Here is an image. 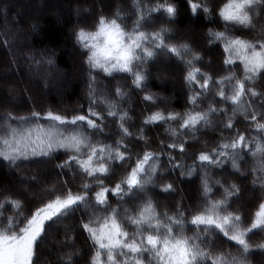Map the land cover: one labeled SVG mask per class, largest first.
Segmentation results:
<instances>
[{
	"label": "snow or ice",
	"instance_id": "1",
	"mask_svg": "<svg viewBox=\"0 0 264 264\" xmlns=\"http://www.w3.org/2000/svg\"><path fill=\"white\" fill-rule=\"evenodd\" d=\"M186 3L192 15L202 11L207 19L214 11L217 13L226 27L224 31L209 28L208 43L220 42L223 65L236 67L238 61L242 75L227 71L225 75L214 76L202 71L196 66L202 57L188 42H168L172 29L161 25L147 30L145 25L151 22L154 13L163 11L167 19L176 17L177 5L167 0H157L155 4L132 0L131 15L135 19L130 27L129 17L119 9L111 15L101 10L92 25L76 27L75 40L88 68L87 109L81 105L72 115L66 114L67 110L61 113L51 108L44 112L33 109L22 116L6 112L0 117V158L16 166L64 150L67 158L56 167L62 170V175L67 169L73 178L76 173L72 170L78 169L82 183L75 191L69 180H63L60 186L47 187L49 198L29 213L18 211L6 217L0 211V264H37V248L49 228L81 209L84 215L79 228L91 241L88 264H251L250 250L264 249V241L252 244L248 239L254 230L264 234V198L260 199L250 223L245 224L242 209L232 207V202L240 199L242 186L213 179L206 170L230 163L233 174L245 177L251 174L253 187L264 193V91L249 86L258 78L264 79V24L257 23L264 21V0H226L218 8L211 7L209 0H186ZM228 25L256 34L251 38L232 35ZM160 53L174 56L185 65L183 79L189 88V107L183 112L158 109L144 116L135 134V142L143 145V151L134 152L130 143L125 142L133 140V132L126 126L132 117L123 106L129 93L119 85L105 92L94 72L103 73L106 78L116 73L127 74L134 89L144 91L149 79L145 65ZM26 58L35 60V53L26 54ZM36 62L54 64L51 56L44 53ZM209 97L207 107H203L202 102ZM142 100L153 104L156 94L145 92ZM226 105L231 107V113ZM238 116L249 126L243 131L236 127L240 123ZM41 120L46 123H40ZM109 120L114 122V129ZM171 123L176 127L165 131L172 142L165 144L161 140L159 151L149 150L151 141L145 135L146 127ZM217 127L220 139L215 146L209 147L205 142L203 147L207 150L188 151L186 146L197 132ZM249 131L258 135L249 137L246 135ZM224 132L231 135L225 137ZM113 135L116 136L113 143L94 139ZM173 152L180 156L194 155L195 159L186 165ZM165 155L167 169L161 164ZM246 157L253 161L247 174L241 171ZM117 168L124 169V174L113 181ZM198 168L203 170L200 203L194 207L177 203L171 212L167 208L158 211L149 193L157 188L164 193L175 191L174 179L160 183L158 180L177 169L180 177H192ZM93 188L97 190L93 192ZM217 192L221 195L214 198ZM0 195H3L0 209L6 205L16 210L23 207L22 201L13 198L6 188H0ZM109 196L116 199L118 206L109 202ZM126 203L132 206L127 207ZM126 225L133 231H128ZM189 228L195 229L191 235L187 234ZM217 238L235 242V250L214 251ZM71 240L73 237L65 234L64 242ZM73 255L71 251L62 254L61 264H75Z\"/></svg>",
	"mask_w": 264,
	"mask_h": 264
},
{
	"label": "trees",
	"instance_id": "2",
	"mask_svg": "<svg viewBox=\"0 0 264 264\" xmlns=\"http://www.w3.org/2000/svg\"><path fill=\"white\" fill-rule=\"evenodd\" d=\"M49 1L50 0H0V117H3L6 112H12L15 116H22L29 114L33 109L44 112L49 108L61 113H65V110H67L66 114L72 115L76 114L74 110L81 105H83L86 110L88 107L86 96L88 91V68L84 62L81 64V59L84 60V55L82 54L80 46L76 43L74 29L78 26L89 27L92 25L101 10H103L104 14L111 15L119 9L122 15L129 17L127 20L129 27L131 26V21L135 19V16L131 15L132 0H116V2L115 0H110L109 3H106L105 0H65L66 3H63L67 7L64 5V10L59 7L62 0H53L48 7ZM114 2L118 3L113 5L115 4ZM146 2L155 4L157 0H146ZM161 2H164V0H161ZM167 2L177 5L178 14L176 17L174 19H167L163 11L154 13L152 14L151 22L145 25L147 30H155L161 25L172 29V35L168 37V42H188L193 50L199 52L202 57V61L196 65L200 67L202 71L208 72L214 76L225 75L227 71H236L238 76L242 75V68L239 66L238 61L236 67L226 68L223 65L224 53L220 42L208 43L207 30L209 28L217 31H224L226 27L224 22L218 18L215 11L206 19L202 11H198L197 15H192L186 0H167ZM223 2H226V0H209L210 6L213 8H218ZM34 5H37V8ZM85 12H91V17ZM257 23L259 26L260 24H264V21H259ZM33 25H35V27H33ZM189 27H191L192 30H188ZM227 30L229 34L242 35L245 38H251L256 34L251 31H237L236 27L232 25H228ZM187 33L191 34L193 39L184 37ZM10 39L15 40L13 48L10 47ZM5 40L8 41L6 46L9 49L10 56H8V52L3 46ZM205 50L209 52V55L206 54ZM28 53H35V60L27 59L26 54ZM41 53L51 56L53 59L57 70L55 69L56 71L51 77L53 81H59L54 88L50 87L46 91L42 89L40 82L36 79L39 78L38 74L34 75V73H29L25 70L28 62L36 63V61L41 60ZM165 60L179 67V69L171 74L178 80L180 86L177 88L176 92H174L169 85L163 87L157 78L158 69L154 66L158 64V62ZM40 63L43 64L44 62ZM162 65L165 67L164 63H162ZM145 67L149 69V79L144 91L135 90L131 85L132 78L127 74L116 73L113 74L111 78H106L103 73L97 74L94 72V74L97 75L99 86L102 87L105 92H111L119 85L129 93L126 100L123 101V106L129 109V114L132 117V120L129 121L126 126L133 132V140L132 142H125L130 143L134 152L143 151V145L135 142V134L142 126L141 122L144 116L158 109L183 112L189 107L187 103L189 88L183 79L185 65L182 62L174 56L160 53L153 62L148 63ZM169 68L172 69L173 66L171 65ZM42 70L45 74V84H47L49 78H47L46 74L50 72V68L48 67L46 70L42 66ZM39 75H41V73ZM17 78L21 80L20 83ZM8 86L15 87L19 91L24 90L29 97H27V99H16L15 97L12 99L8 98V89L6 88ZM249 86L256 88L258 91H264V79L258 78L257 82ZM145 92L156 94V102L149 104L143 101L142 97ZM171 93L173 94L174 101L168 102L164 100V96ZM209 100H211V97L203 101L202 106L207 107ZM59 104H61L64 109L55 106ZM226 106L229 108V113H231V107L228 105ZM145 109L147 111H144ZM213 119L219 120V117H213ZM237 119L240 123H238L236 127L241 131L249 127L244 123L243 117L238 116ZM0 123H2V121H0ZM40 123L46 122L41 120ZM108 123L113 129L115 128L114 122L109 120ZM168 127H176V125L171 123L146 127L145 135L151 141L149 150L159 151V141L161 140L165 141V144L172 142L170 134L165 131ZM230 135L231 133L224 132L225 137ZM246 135L253 137L258 135V133L249 131ZM94 139H103L106 143H113L116 136L94 137ZM219 139V127L215 129H201V131L196 133L194 139H190V143L186 147L189 152L198 153L201 150H207L203 147L205 142H208L209 147H211L215 146V143ZM164 151L167 152V149L165 148ZM172 155L176 156L178 160H182L186 165L192 164L195 159L194 155L180 156L178 152H173ZM66 158L67 154L64 150H57L51 157H35L29 161L19 162L16 166H11L0 158V164L7 170H15L24 174L31 173V175L34 173L36 176L40 177L41 180L37 190H34L35 188L32 189L34 195L41 194V196L35 202L33 201L34 203L30 202L28 205L24 197L12 195L13 192H15V194L21 192L17 190H19L18 188H20L23 183L15 179L13 180L6 170L1 169L0 188H6L13 198L20 199L23 204V207L19 210L6 205L3 209H0V211L4 213V216L15 215L18 211L29 213L30 209L39 206L43 200L49 198L44 187H50L52 185L60 186L63 180H69L70 186L75 191L76 186L80 185L83 179L79 174V170L75 168L72 170L76 173L73 178L72 173L67 169L63 170L64 174L62 175V170L56 167L57 164ZM39 163L40 167L36 168L35 165H39ZM161 164L163 169H167L168 161L166 155L162 157ZM252 164L253 161L251 157H246L245 161L241 163V171L247 174ZM206 170L213 179H221L224 183L234 182L242 186L243 191L240 199L238 202L233 201L232 207L241 208L246 217L244 223H250V218L257 209L260 199L264 198V193H262L258 187H253L252 175L247 174L245 177L240 174H233L230 163H226L221 168H208ZM202 171L203 170L198 168L197 172L192 177H180V170L177 169L175 173L166 175L162 180H158V183H160L172 182L174 179L175 191L164 193L157 188L155 191L149 193L158 205L157 210L163 211L167 208L171 212L175 209L177 203H181L185 207H194L196 204L200 203V175ZM116 173L117 176L112 178L113 181L118 178L119 175L124 174V169L117 168ZM53 175H55V180L51 182ZM105 183L107 184L109 181L105 180ZM25 186L27 187L28 185L26 184L24 187ZM30 187L36 186H28V188ZM96 190L95 188L92 189L93 192ZM247 191L249 192L247 193ZM250 192L252 194L251 197ZM220 195L221 193L217 192L214 198H219ZM0 199H3V195H0ZM109 202L113 206H118L116 199L111 196H109ZM125 206L131 207L132 204L126 203ZM82 215H84L83 209L70 215L67 219L53 224L49 228L48 235L37 248V264H61V255L67 254L69 251L74 253L73 260L75 264H88L91 254V241L87 240V234L79 228ZM86 218L87 216L85 215V219ZM126 227L128 231H133L131 227L127 225ZM65 230L68 231L67 235L73 237V240L67 243L64 242ZM193 231H195L194 228H189L187 234L191 235ZM248 239L250 243L258 244L264 241V234L260 233L259 230H254V232L249 235ZM221 248H231L235 250V242L217 238L214 251H218ZM77 250H79L78 253ZM248 258L251 264H262L264 261V249L252 248Z\"/></svg>",
	"mask_w": 264,
	"mask_h": 264
},
{
	"label": "rangeland",
	"instance_id": "3",
	"mask_svg": "<svg viewBox=\"0 0 264 264\" xmlns=\"http://www.w3.org/2000/svg\"><path fill=\"white\" fill-rule=\"evenodd\" d=\"M52 1L53 0H50L49 1V4H48V7L51 5V3H52ZM109 1L110 0H105V2L106 3H109ZM63 2H65V0H62V3H60L61 5H59V7L60 8H62L63 10H64V3ZM115 2H116V0H115ZM114 2V3H115ZM66 3V2H65ZM118 3V2H117ZM117 3H115V4H113V5H116ZM35 7L37 6V5H34ZM66 6V5H65ZM58 7V8H59ZM67 7V6H66ZM37 8V7H36ZM62 9H60V10H62ZM62 10V11H63ZM73 11V10H72ZM98 11H100V10H98ZM89 17H91V12H85ZM99 13H101V11L99 12ZM188 30H192L191 29V27H189V29ZM184 37H188V38H192L193 39V36L191 35V34H185L184 35ZM14 42H15V40L14 39H10V47H14ZM3 46H4V48H5V50L8 52V56H10V54H9V49H8V47L6 46V44L5 43H3ZM198 47H200V46H198ZM202 48V47H201ZM14 50V49H13ZM205 52H206V54H208L209 52L207 51V50H205ZM211 54V53H210ZM209 55V54H208ZM77 56H79V55H77ZM162 63H164L165 64V67H163V65H162ZM81 64H83V60L81 59ZM168 64H170V65H168ZM39 65V66H38ZM173 66V68L172 69H170L169 67L170 66ZM42 66L44 67V69H48V67L50 68V72H47V78H49L48 80H49V82H47V84H45V74H44V72H43V70H42ZM83 67H84V65H83ZM156 69H158V71H157V74H158V76H157V78H158V80L161 82V84H162V86L164 87L165 85L167 86V85H169V87L174 91V92H176L177 91V88H179L180 86H179V83H178V80L175 78V77H173L171 74H173V72L175 71V70H177V69H179V67H178V65H176V64H174V63H168V61H160V62H158V64H156L155 66H154ZM56 69V67H55V65L53 64L52 66H49L47 63H43V64H41V63H34V62H28V64H27V66H26V68H25V70L27 71V72H29V73H34V75H37L38 74V77L39 78H36L39 82H40V84H41V87H42V89L44 90V91H46L48 88H54V86H56L57 85V83H59V81H53V78L51 77V75L57 70H55ZM19 71V70H18ZM28 73V74H29ZM41 73V75H39ZM17 80L19 81V83L21 82V80L19 79V78H17ZM7 89H8V92H7V96H8V98H16V99H18V98H25V99H27V97H29L28 96V94H26V92L24 91V90H22V91H19L17 88H15V87H12V86H8V87H6ZM23 92V93H22ZM21 94H23V95H21ZM164 100H166V101H168V102H172V101H174V97H173V94L171 93V94H169V95H166V96H164ZM55 106H57V108H60V109H64V107H62V105L61 104H59V105H55ZM45 107V106H44ZM36 164H38V163H36ZM36 166V168H38V167H40V163H39V165H35ZM34 166V167H35ZM25 168V167H24ZM1 169H4V170H6V172L11 176V178L14 180H18V182H22L23 183V185L20 187V188H18L19 190H17L18 192H20V193H16L15 194V192H13V194L12 195H16V196H19L20 195V197L22 196V197H24V199H25V201H26V204H28L29 205V203L31 202H35L36 200H38V198L41 196V194H38V195H34L33 194V188H35L34 190H37V188H38V186H40V177H38V176H36L34 173H33V175H31V173L30 174H24V173H22V172H17V171H15V170H13V171H11V170H7L3 165H1L0 164V170ZM27 171V170H26ZM55 175H53L52 176V178H51V182L52 181H54L55 180V177H54ZM33 177H35V179H33ZM50 180V179H49ZM49 180H48V182H49ZM28 185V186H36V187H30V188H28V186L26 187H24V185ZM39 184V185H38ZM44 186V185H43ZM24 187V188H23ZM42 187V186H41ZM47 187H44V190L46 189ZM30 190H31V192H30ZM249 191H247V193H248ZM12 193V192H11ZM252 196V194H251V192H250V197ZM33 202V203H34ZM68 230V229H67ZM67 230H65V233L64 234H68V231ZM81 258V257H80ZM262 264H264V261H263V263Z\"/></svg>",
	"mask_w": 264,
	"mask_h": 264
}]
</instances>
